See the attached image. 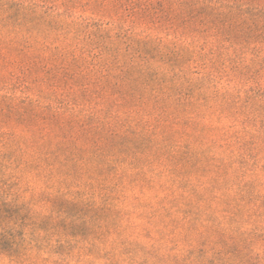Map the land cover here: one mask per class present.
Returning a JSON list of instances; mask_svg holds the SVG:
<instances>
[{
    "label": "rangeland",
    "instance_id": "rangeland-1",
    "mask_svg": "<svg viewBox=\"0 0 264 264\" xmlns=\"http://www.w3.org/2000/svg\"><path fill=\"white\" fill-rule=\"evenodd\" d=\"M0 264H264V0H0Z\"/></svg>",
    "mask_w": 264,
    "mask_h": 264
}]
</instances>
